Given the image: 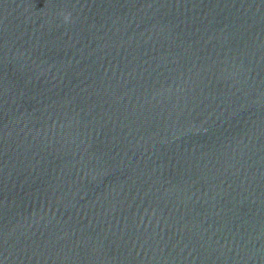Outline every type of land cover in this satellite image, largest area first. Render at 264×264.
I'll use <instances>...</instances> for the list:
<instances>
[{
  "label": "water",
  "instance_id": "95a60500",
  "mask_svg": "<svg viewBox=\"0 0 264 264\" xmlns=\"http://www.w3.org/2000/svg\"><path fill=\"white\" fill-rule=\"evenodd\" d=\"M0 264H264V0H0Z\"/></svg>",
  "mask_w": 264,
  "mask_h": 264
}]
</instances>
